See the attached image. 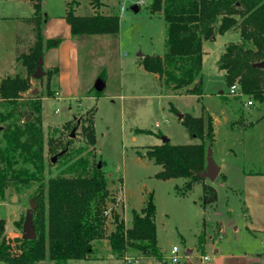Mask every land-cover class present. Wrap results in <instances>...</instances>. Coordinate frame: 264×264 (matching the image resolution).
Instances as JSON below:
<instances>
[{
    "label": "rangeland",
    "instance_id": "rangeland-1",
    "mask_svg": "<svg viewBox=\"0 0 264 264\" xmlns=\"http://www.w3.org/2000/svg\"><path fill=\"white\" fill-rule=\"evenodd\" d=\"M70 2H73L74 14L77 16H89L94 11L118 15L119 8L123 6V16L118 15V32L69 40L68 26L62 16ZM149 3L150 0H97L94 8L92 0H41L42 11L46 16L42 24V39L44 43L48 40H56L57 44L61 42L60 45L43 50L44 62L59 65L63 73L67 74L62 80L60 95L55 98L58 68L54 67L57 72L49 75L50 83L47 86L48 72L53 68L41 66L42 74L39 78H30V88L22 94L18 104L23 107L29 97L43 96L38 117L43 134L44 158L49 163L46 178L66 167L57 154L69 141V163L91 154L89 161L100 164L99 168H102L107 178L108 190L117 202L115 209L124 218L127 227L131 225V211H139L148 194L152 193L156 208V237L158 245L164 250L163 256L168 257L172 246H176L182 256L181 263L186 249L192 248L191 258L193 264H197V257L202 255V251L197 250L195 245L197 236L203 230L214 238V243L208 244L210 246L220 240L224 245L235 243L246 250L254 248L257 242L242 226L243 204L239 196L229 194L227 204L228 195L219 187V179L214 181L219 191L218 206H207L204 210L200 204L201 182L194 183L191 190L181 194L185 179H159L156 174L162 168L146 157L139 156L144 155L149 147L161 144L162 137L168 138L173 145L198 142L179 121L178 111H172L171 107L180 113L199 116L203 106L217 117H222L219 110L223 106L229 114L233 110L237 120L242 117L244 122H252L247 127L244 162L250 164V168L254 167L253 163L256 169H264L263 105L251 97L228 95V86L217 68L221 42H236L238 37L236 39L234 34H227L219 38L216 44L208 45L209 54L200 73L202 95L198 100L192 95L169 93L154 74L146 72L140 65L143 56L160 55L164 50L165 23L160 14L150 13ZM132 5L138 6L137 12L131 10ZM32 14L33 9L28 0H0V81L8 75H26L24 66L19 61L15 62V57L20 52H26L32 40L30 26L25 23V19ZM68 43L72 44L69 54L66 50ZM68 59L69 66L66 63ZM99 78L105 86L100 94L94 90ZM47 90L53 93L52 97H46ZM247 100H251L253 105L248 112L242 108V102ZM10 108V105L0 101V114L5 115ZM90 111H93L94 147L86 144L80 128L83 118ZM24 121L27 119H21L20 116L0 121V151L5 147L3 130L13 123L20 133ZM66 122H69L68 128L64 127ZM217 130V142L223 144V130L218 126ZM49 140H52L54 153L49 151ZM52 157H55L53 162ZM17 162L16 167L24 165L20 158ZM24 166L31 169L28 165ZM4 167L5 162L0 157V170ZM204 180L210 183L208 179ZM36 186V183H8L4 199L0 201V217L5 220L4 236L10 232L14 241L21 238V227L16 222L24 219ZM228 207L233 209L230 214L227 212ZM203 222L207 225L203 226ZM215 222H221L223 227L220 235L215 233ZM234 227L239 233L235 235L236 240L231 241ZM99 244L95 258L70 260L67 264H123L122 258H110L109 252L104 250V246L101 247L102 242ZM135 254L139 255L133 251L127 252L128 257ZM165 261L168 264L169 260ZM135 262L131 260L125 264ZM38 264L51 263L45 260Z\"/></svg>",
    "mask_w": 264,
    "mask_h": 264
},
{
    "label": "trees",
    "instance_id": "trees-1",
    "mask_svg": "<svg viewBox=\"0 0 264 264\" xmlns=\"http://www.w3.org/2000/svg\"><path fill=\"white\" fill-rule=\"evenodd\" d=\"M28 1L33 14L25 19V23L30 26L32 40L27 51L15 57L16 62L24 66L26 75H8L0 81V101L11 107L5 115L0 114V121L5 122L15 116L27 119L20 133L13 123L3 130L5 147L0 151V157L5 167L0 170V201L4 199L10 181L21 185L36 183L31 195L36 204L33 211L36 237L16 240L19 252L17 255L11 254L4 237L5 220L0 217V263L38 264L47 260L51 264H67L70 260H86L95 258L94 245L106 240L110 252L118 259L133 251L167 264L157 246L156 208L152 193L148 194L139 211H131V225L127 227L115 209L117 202L108 190L105 173L96 163L89 161L91 154L69 163V141L57 154L66 167L46 178L49 163L44 158L43 134L38 117L43 96L29 97L23 107L18 100L30 88V78L36 73L43 50L57 45L58 41L48 40L44 43L41 27L46 16L41 0ZM92 2L95 8L97 0ZM73 5V2L67 3L64 14L71 36L118 32V15H102L94 11L89 16H77ZM148 9L151 14H160L165 23L164 50L161 55L143 56L140 65L146 72L157 75L164 88L200 96L203 42L212 41L216 35L235 29L239 41L225 46L218 59V68L224 71L228 87L236 82L241 95L262 104L264 112V68L254 66L264 62V0H150ZM55 72L56 68L48 72L47 86L50 83L49 75ZM45 94L47 98L53 96L50 90ZM171 110L177 112L174 107ZM180 122L198 140L197 143L173 145L168 140L149 147L144 155L139 156L162 168L156 174L157 178L185 179L183 191L180 192L185 194L194 183L203 181L199 173L206 167L207 149L214 141V129L212 118L207 113L198 117L184 114ZM64 127L68 128L69 122ZM80 128L86 144L94 147L93 111L83 118ZM48 146L49 151L54 153L52 140L48 141ZM19 158L31 169L24 165L16 167ZM200 200L204 206L214 203L215 190L210 185L202 184ZM23 221L16 222L21 230ZM108 224L112 226L111 230ZM203 241L204 235L200 233L197 250L202 253Z\"/></svg>",
    "mask_w": 264,
    "mask_h": 264
},
{
    "label": "crops",
    "instance_id": "crops-1",
    "mask_svg": "<svg viewBox=\"0 0 264 264\" xmlns=\"http://www.w3.org/2000/svg\"><path fill=\"white\" fill-rule=\"evenodd\" d=\"M102 15H108V14H102ZM118 15L120 16V8H119ZM62 19L66 23L64 19V15L62 16ZM68 30H69V26H68ZM41 31H42V27H41ZM227 34H234L233 35L234 38L237 39L238 37L236 42L239 41L238 32H235V30L234 31L229 30L222 35H216L212 41L203 42L202 48H203L204 54L202 57V67H203L204 60L206 59V55L209 54L208 45L216 44L219 38L224 37ZM108 35H111V34H108ZM82 36H87V35L71 36L70 30H69V40H73V38L77 39ZM102 36H107V35H102ZM230 42H233V41L221 42L220 45L222 46V50L220 52L218 51L219 53L217 55V61L219 59L220 54L223 52L225 46ZM60 44L61 42L57 45H60ZM71 47H72V44L68 43L67 49H66L68 54H69V51L71 50ZM44 56L45 54L43 53L41 57V61H42L41 66H43L46 69L54 68V67L58 68V72L55 77V86L57 88V91L55 92L56 94L55 98H56L57 96L60 95V91L62 88L61 83H62V80L66 77L67 73L64 74L62 71V68L59 65L45 64ZM67 61L66 63L69 66L70 64L69 59ZM217 68H218V64H217ZM220 71L224 78V71L223 70H220ZM102 75L103 73H101V77ZM155 76L158 78L157 75ZM98 81H101V84H102L101 91H103L105 89L104 83L101 78H99ZM166 91H168L169 93L172 92V93H176L180 95H186L179 91L174 92L168 89ZM201 95L200 96L192 95V96L196 97V99L198 100L201 97ZM252 106L253 105L248 106L246 105V102H242V108L246 109L247 112L249 111V107H252ZM177 111L178 113H180L179 110ZM219 111L222 117L221 116L217 117L215 114H213L212 111L201 106V111L199 114V116H201L202 114L207 113L212 118V125L214 129V141L210 149H211L212 159L216 163V165H218L219 167V173L217 177L215 178V180L219 179V187L223 188L224 192L228 195L227 204L229 203V197H230L229 194H231L232 196H239V200L243 204L242 226L248 235L252 234L253 239L257 242V244H256V247L254 248L250 247L249 250L241 248L235 243L231 245L230 243L229 245H224L220 242V240L217 242V244H213L210 246L208 244L214 243L213 242L214 238H212V236H209L206 233V231L203 230L202 231L204 235L203 250L206 249V251L204 250L201 256L203 255L207 256L208 260L202 261L201 256L197 257L198 258L197 264H264V169L263 170L256 169L253 163L252 165L254 167L250 168L249 167L250 164H246L244 162V143H245L246 134L248 132L247 127L251 126L252 122H244L242 117L238 118L237 120L235 118L236 116H235L234 111L233 110L229 111L230 112L229 114L227 108L223 106L220 107ZM180 114H184V113H180ZM195 117H198V116H195ZM180 120L181 119L179 118V121ZM217 126L219 128H222L223 130L222 132L223 144H218L217 142V136H218ZM216 144H218L217 148L215 147ZM214 181L210 182L209 184L205 183V180L201 182V184L210 185L216 192V201L214 203L204 206L201 204V200H200V204L204 210L206 209L207 206H210L212 208L214 205H215V208H217L218 206L219 191H218V186L214 185L215 184ZM232 210L233 209L228 207L227 212L230 214ZM215 214L216 216H218L217 213ZM205 225H207V223L203 222V226ZM110 226L111 225L108 224L109 230H111ZM222 228L223 227L221 225V222H215L216 235H220L222 233ZM238 233L239 231H237V228L234 227L233 228L234 236H232L231 241L236 240L235 235ZM197 239H198V236H197ZM98 245L100 244L96 243L94 245L95 251ZM102 246H104V250H107L109 252L110 258H113V255L110 252V248L106 240L102 241L101 247ZM157 246L161 252L164 251L158 245V241H157ZM196 246H197V243L195 247ZM192 251H193L192 248L186 249L185 254H184L185 257L183 258V261L181 263L179 261L177 264H193V261L191 258ZM168 257L163 256L164 260H168ZM131 260L133 261L135 260L136 261L135 264H162L161 262L155 259L146 258L141 255L135 254V256L133 257H128L127 253H125L121 261H123V264H125V262L131 261Z\"/></svg>",
    "mask_w": 264,
    "mask_h": 264
},
{
    "label": "water",
    "instance_id": "water-1",
    "mask_svg": "<svg viewBox=\"0 0 264 264\" xmlns=\"http://www.w3.org/2000/svg\"><path fill=\"white\" fill-rule=\"evenodd\" d=\"M131 10L134 12L138 11L137 5H132ZM41 58L38 60V66L36 69V73L33 75L34 78H39L41 73ZM256 67H263L264 68V62L256 63L254 64ZM95 90L97 92H100L102 90V84L101 81H98L95 85ZM33 92H36V90H33ZM178 118H182V114H177ZM162 143H165L168 141L166 137L161 138ZM55 160V157H52L51 161L53 162ZM97 167H100V164L97 165ZM219 173V167L216 165V163L212 159L211 155V149H207V154H206V167L205 169L199 173V177L201 179H208L210 182L214 181L215 178L217 177ZM14 198V197H13ZM35 199L31 198L29 199V207L25 211V216H24V221L22 224V230H21V238L26 239V240H31L35 239V231L33 228V211L35 209ZM110 229H112V226H110Z\"/></svg>",
    "mask_w": 264,
    "mask_h": 264
},
{
    "label": "built area",
    "instance_id": "built-area-1",
    "mask_svg": "<svg viewBox=\"0 0 264 264\" xmlns=\"http://www.w3.org/2000/svg\"><path fill=\"white\" fill-rule=\"evenodd\" d=\"M123 12H124V7L121 6L120 7V16H123ZM228 95H230V96H241V93L239 92V85L236 82L234 84H232L230 87H228ZM246 105L251 106L252 101L247 100ZM4 237H5L6 243L9 244V246L11 248L10 249L11 254L17 255L19 252L17 247H16L17 242L13 240V236L11 235V233L8 232L6 234V236H4ZM181 258H182V256L179 254L178 248L176 246H173L169 251V257H168L169 264H177ZM201 259H202V261H207L208 257L203 255V256H201Z\"/></svg>",
    "mask_w": 264,
    "mask_h": 264
}]
</instances>
